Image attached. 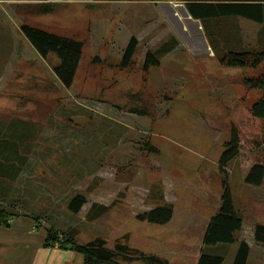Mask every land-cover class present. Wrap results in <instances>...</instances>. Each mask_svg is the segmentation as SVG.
<instances>
[{
	"label": "rangeland",
	"instance_id": "1",
	"mask_svg": "<svg viewBox=\"0 0 264 264\" xmlns=\"http://www.w3.org/2000/svg\"><path fill=\"white\" fill-rule=\"evenodd\" d=\"M200 21L181 0H0V209L34 213L61 238L120 241L168 264H196L202 251L233 264L245 239L249 264H264L254 234L264 223V186L245 182L249 165L264 162V119L249 122L247 110L262 91L245 78L264 74V61L253 68L219 60L230 49L264 48V23ZM24 23L83 42L72 86L54 71L57 55L43 57L22 32ZM132 36L137 49L124 66ZM164 46L171 49L160 64L145 71L147 51ZM234 124L241 148L227 168L244 225L236 242L205 245ZM77 193L88 201L74 213L68 203ZM165 203L174 207L168 223L137 218ZM101 204L108 208L96 216Z\"/></svg>",
	"mask_w": 264,
	"mask_h": 264
},
{
	"label": "trees",
	"instance_id": "2",
	"mask_svg": "<svg viewBox=\"0 0 264 264\" xmlns=\"http://www.w3.org/2000/svg\"><path fill=\"white\" fill-rule=\"evenodd\" d=\"M182 1L185 3L190 15L194 19L202 20L205 27L207 25L209 27L208 20L235 16L244 17L261 24L264 23V0ZM41 11L46 13L50 10L47 6L41 9ZM21 30L43 57L46 58L51 53L57 55L60 62L54 67V71L65 86H72L83 55V42L27 23L22 24ZM137 45V37L132 36L123 54L122 64L124 66L132 62ZM170 49L169 46H164L156 51L148 50L144 62V70L148 71L150 68L158 66L162 53ZM219 60L223 65L227 66L255 68L264 61V48L259 50L230 49L222 52ZM245 83L249 88L262 91V95L252 105H248V121L252 123L256 120L264 119V74L246 77ZM240 105L247 104L242 102ZM242 123L246 124L245 121ZM240 148V130L234 124L231 128L230 137L224 144V150L219 160L220 170L224 176L222 181L221 203L206 227L203 237L205 245H214L220 242L234 243L238 240V234L243 229L244 218L236 207L227 168L230 161L239 155ZM153 150L156 149L153 148ZM245 182L252 185H261L264 182L263 162H256L251 166L246 174ZM87 201V197L84 194L77 193L69 200L68 208L72 212L78 213ZM98 207L100 212L95 214L96 216L108 208L103 204L98 205ZM92 209L90 210L91 212ZM12 214L5 209H0V223L8 225V217ZM173 215V205L165 203L156 205L138 214L137 218L152 223L165 224L173 218ZM254 234L256 241L264 242V223H257L255 225ZM55 243H58L62 248L71 249L83 254L84 264H125V262L134 260L145 261L147 264H168L166 259L158 255L145 254L139 249L132 248L120 241H117L114 247L108 246L107 241L101 237L87 243H80L71 235L66 238H61L57 231L50 229L46 238V245H54ZM250 253V244L247 240L240 239L233 264H248ZM223 262L224 256L202 251L196 264H223Z\"/></svg>",
	"mask_w": 264,
	"mask_h": 264
},
{
	"label": "crops",
	"instance_id": "3",
	"mask_svg": "<svg viewBox=\"0 0 264 264\" xmlns=\"http://www.w3.org/2000/svg\"><path fill=\"white\" fill-rule=\"evenodd\" d=\"M256 162L249 165L245 174ZM252 186L263 187L264 182ZM37 217L34 213L10 215L8 225L0 223V264H84L83 254L62 248L58 243L46 245L50 227Z\"/></svg>",
	"mask_w": 264,
	"mask_h": 264
}]
</instances>
